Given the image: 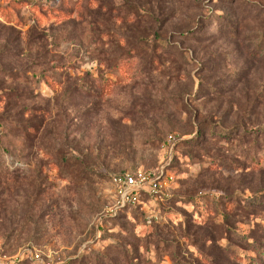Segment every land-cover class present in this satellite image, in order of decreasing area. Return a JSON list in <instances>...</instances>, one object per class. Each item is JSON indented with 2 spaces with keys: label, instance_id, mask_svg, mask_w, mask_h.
Segmentation results:
<instances>
[{
  "label": "rangeland",
  "instance_id": "374dc122",
  "mask_svg": "<svg viewBox=\"0 0 264 264\" xmlns=\"http://www.w3.org/2000/svg\"><path fill=\"white\" fill-rule=\"evenodd\" d=\"M198 128L214 134L188 143ZM262 128L264 0H0L5 264L26 250L43 263L23 264H86L122 240L173 264L167 241L185 250L184 222L209 219L195 199L264 190ZM161 167L174 177L170 200L142 195L108 213L112 176ZM203 233L197 247L219 256Z\"/></svg>",
  "mask_w": 264,
  "mask_h": 264
},
{
  "label": "trees",
  "instance_id": "16d2710c",
  "mask_svg": "<svg viewBox=\"0 0 264 264\" xmlns=\"http://www.w3.org/2000/svg\"><path fill=\"white\" fill-rule=\"evenodd\" d=\"M65 18L69 19L73 15V11H60ZM124 53L122 54V56ZM121 56V58H122ZM131 60V59H128ZM150 64L157 62L160 64V60L154 58L150 59ZM127 60H121L120 63L115 65V69L121 70L122 68L129 67L126 63ZM125 66V67H124ZM4 73L11 74L8 71ZM88 75L87 77H89ZM107 80V79H106ZM109 80V79H108ZM109 82H111L109 80ZM79 85L74 86V91L79 89ZM36 131L35 128H32ZM264 128H262V131ZM210 133V134H209ZM214 134V129H201L198 128L197 133L189 141L190 144L199 145L202 143L200 137L204 138ZM264 134V133H263ZM227 133L221 131L218 133V137L226 136ZM231 136V135H230ZM239 142L242 145L248 144L252 147H256L259 143V139H249L244 136L239 138ZM171 197H167L166 200H170ZM203 201L205 209H209V219L198 218L201 221L198 223L199 227L194 230V225L191 221H185L183 229V238L188 242L186 249H182L177 243H170V258L173 264H264V190L254 193L250 198H243L237 200L236 197L228 194L210 195L205 194L202 197L195 199L194 203H200ZM191 201V200H190ZM190 203V202H189ZM126 210V209H125ZM260 221H257L259 220ZM252 222L251 233L245 234L239 230V225ZM260 222V223H259ZM198 230V231H197ZM203 231V239H206V243L217 244L216 250H219L220 255H215L214 252H209L204 255V251L197 247L198 239L196 232ZM193 234V235H192ZM142 240L137 243L122 240L120 244H112L106 247L104 253H97L91 264H153L149 259L142 257L144 250H147L146 245H141ZM195 248L196 250L192 254V258L188 259L183 256L184 252L188 253V248ZM143 251V252H142ZM200 251V253H199ZM142 252V253H141ZM203 252V253H202ZM251 253V254H249ZM25 261H20L17 264H23ZM94 262V263H93Z\"/></svg>",
  "mask_w": 264,
  "mask_h": 264
},
{
  "label": "built area",
  "instance_id": "2783aa9c",
  "mask_svg": "<svg viewBox=\"0 0 264 264\" xmlns=\"http://www.w3.org/2000/svg\"><path fill=\"white\" fill-rule=\"evenodd\" d=\"M169 139L173 140V137L171 136ZM173 181L174 177L165 172L163 167L138 171L134 174L114 175L111 177V184L119 194V201L117 207L111 209L108 213L116 215L120 209L136 205L142 195H147L151 198L163 197L162 195L170 188ZM165 196L168 197L166 194ZM28 257L43 263V258L39 254L26 250L20 258L12 260L7 264H17L20 261H25ZM4 259L5 257L0 255V264H5Z\"/></svg>",
  "mask_w": 264,
  "mask_h": 264
}]
</instances>
